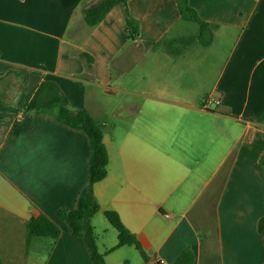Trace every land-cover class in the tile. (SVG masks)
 I'll return each mask as SVG.
<instances>
[{
  "label": "crops",
  "instance_id": "1",
  "mask_svg": "<svg viewBox=\"0 0 264 264\" xmlns=\"http://www.w3.org/2000/svg\"><path fill=\"white\" fill-rule=\"evenodd\" d=\"M101 2L0 0V258L35 264L46 249L44 264H93L58 218L88 184L91 145L83 131L36 112L39 86L53 82L63 105L97 122L100 93L130 98L108 134L102 126L109 165L94 194L98 214L116 211L149 260L127 245L105 254L106 264H185L186 249L192 264H264V0H189L218 26L213 41L163 58L155 43L188 35L175 0H127L89 27L85 10ZM125 8L139 24L135 41ZM221 47L216 74L212 61L200 69L202 60L186 57ZM80 53L93 58L90 69ZM212 96L218 104L205 106ZM37 215L61 236L36 237L27 251L26 223ZM97 215L104 254L118 233L108 243Z\"/></svg>",
  "mask_w": 264,
  "mask_h": 264
},
{
  "label": "trees",
  "instance_id": "2",
  "mask_svg": "<svg viewBox=\"0 0 264 264\" xmlns=\"http://www.w3.org/2000/svg\"><path fill=\"white\" fill-rule=\"evenodd\" d=\"M181 18L193 22L198 26L196 34L179 37L177 39L163 38L155 43L154 49L163 47L167 53L176 57L190 45L197 43L204 47L211 45L215 30V24H210L201 19L198 12L190 5L189 0H175ZM127 0H102L101 4L92 9L85 10V22L89 27H95L117 5H126ZM125 30L128 38L135 41L140 34L138 22L130 15L127 8L124 10ZM80 57L87 63L90 69L93 58L80 53ZM63 94L57 84L43 82L35 99V110L38 113L52 115L58 123L69 128L83 131L91 145V158L89 164V178L87 186L79 193L75 207L71 210L63 209L58 212V218L64 222L75 237L82 238L87 246L93 264H106L105 254L113 252L122 246H134L144 261L149 257L137 240L135 234L126 228L116 211L108 210L104 216L117 230L118 242L104 254L97 246V233L92 223L93 217L99 213L100 206L94 194V185L104 180L108 173L109 153L104 143L102 126L86 110L72 111L62 104ZM258 230L264 238V218L258 223ZM61 236V229L53 221L44 215L32 216L26 223V250L28 251L32 240L38 238H50L57 240ZM193 254L190 249L183 251L185 264L193 263ZM0 264H5L0 258ZM157 264H161L157 262Z\"/></svg>",
  "mask_w": 264,
  "mask_h": 264
},
{
  "label": "rangeland",
  "instance_id": "3",
  "mask_svg": "<svg viewBox=\"0 0 264 264\" xmlns=\"http://www.w3.org/2000/svg\"><path fill=\"white\" fill-rule=\"evenodd\" d=\"M188 29L186 30L188 35H193L196 34L198 30V26L193 23V22H188ZM187 36V35H185ZM218 41L215 43V47L217 45ZM218 47V46H217ZM223 49V50H222ZM159 54H156V58L160 57H168L166 56V51L163 47L156 49ZM213 50H201L197 51V48L191 53H189L186 57L188 58H197L202 60L203 62L198 65V68L203 69L206 66H208L206 61H212V66H213V72L211 71V74H216L218 69L221 67L222 64V59L223 57L222 54L227 52V47L219 50L217 54H213ZM197 52V53H196ZM222 54H221V53ZM170 56V55H169ZM150 58V56L148 57ZM138 69V68H137ZM139 85H143V83L139 82ZM155 85H160V83H155ZM124 100H130L128 97H124L123 95H107V94H99L97 98V102L100 105L101 109L99 110L98 114L96 115V118L98 119L99 124L104 127L105 132L108 134L112 130V125L117 121L118 116L116 113L117 107L122 103ZM137 101H141V99H137ZM100 213V212H99ZM97 215V214H96ZM96 225L98 226V229L100 230L99 233L103 230V228H108V231L106 232V239L107 242L110 243L113 240H115V237L117 236V230L110 225L106 217H104L102 214H98L95 219ZM104 232V231H102ZM104 235V234H103ZM45 239V238H42ZM46 241V240H44ZM47 250L46 249H41V256L36 259L35 264H44L46 258H47Z\"/></svg>",
  "mask_w": 264,
  "mask_h": 264
},
{
  "label": "built area",
  "instance_id": "4",
  "mask_svg": "<svg viewBox=\"0 0 264 264\" xmlns=\"http://www.w3.org/2000/svg\"><path fill=\"white\" fill-rule=\"evenodd\" d=\"M218 100L219 99L216 96L209 97L205 101V106L218 104ZM158 262H160L161 264H163L161 261H158Z\"/></svg>",
  "mask_w": 264,
  "mask_h": 264
}]
</instances>
